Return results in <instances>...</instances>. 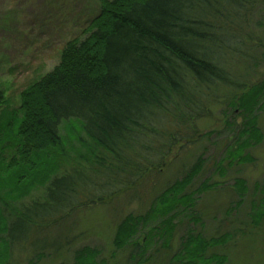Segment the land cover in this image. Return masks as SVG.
<instances>
[{"label":"trees","instance_id":"1","mask_svg":"<svg viewBox=\"0 0 264 264\" xmlns=\"http://www.w3.org/2000/svg\"><path fill=\"white\" fill-rule=\"evenodd\" d=\"M99 5L89 26L65 43L56 68L27 87L19 108L9 114L0 86V264H12L23 236L41 234L49 242L53 226L138 191L152 172L208 136L198 122L212 120L217 106L227 105L247 121L238 135L241 154L264 140L256 115L264 110V80L248 85L242 73L246 68L256 73L264 60V0H99ZM203 165L200 157L163 191L157 211L139 222L127 218L115 234V252L139 248L140 225L162 219L169 228L180 215L194 218L198 199L216 186L207 182L186 192ZM237 181L242 206L248 187ZM261 189L252 210L264 222ZM40 190V198L26 203ZM48 242L37 258L45 256ZM228 242L189 231L185 253L191 264H228L225 256H208ZM97 260L107 264L102 251L89 247L78 253L76 264Z\"/></svg>","mask_w":264,"mask_h":264},{"label":"rangeland","instance_id":"2","mask_svg":"<svg viewBox=\"0 0 264 264\" xmlns=\"http://www.w3.org/2000/svg\"><path fill=\"white\" fill-rule=\"evenodd\" d=\"M99 9V0H0V86L8 102L4 114L19 108L22 92L56 68L65 43L89 26ZM261 16L254 20L257 34L262 32ZM259 66L257 74L247 68L242 72L248 85L264 80V60ZM229 109L222 104L214 109L212 120H200L198 127L208 136L180 152L161 172H152L138 191L125 192L112 203L94 206L75 220L53 226L49 242L41 234L23 236L25 241L19 242V248L16 245L12 264H76L78 253L89 247L102 251L107 264H191L184 246L189 231L205 239H229L225 246L209 250L208 256H225L228 264H264V222L252 210L263 194L264 140L241 154L238 135L247 121ZM256 115L264 134V110ZM200 157L203 170L186 192H195L207 182L216 186L198 199L194 218L180 215L169 228L168 223L162 225V219L140 225L139 248L115 252L119 226L129 217L139 222L148 212L157 211L156 198L191 171ZM239 179L248 187L242 206H238L237 193L241 187L235 185ZM42 194V190L33 192L26 203ZM47 242L45 256L37 258Z\"/></svg>","mask_w":264,"mask_h":264}]
</instances>
